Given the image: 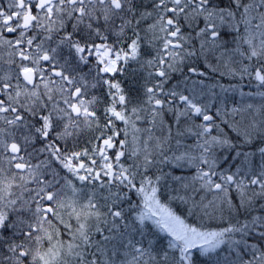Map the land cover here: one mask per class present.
Wrapping results in <instances>:
<instances>
[{"label": "snow or ice", "instance_id": "6c2138e0", "mask_svg": "<svg viewBox=\"0 0 264 264\" xmlns=\"http://www.w3.org/2000/svg\"><path fill=\"white\" fill-rule=\"evenodd\" d=\"M0 264H264V0H0Z\"/></svg>", "mask_w": 264, "mask_h": 264}, {"label": "trees", "instance_id": "16d2710c", "mask_svg": "<svg viewBox=\"0 0 264 264\" xmlns=\"http://www.w3.org/2000/svg\"><path fill=\"white\" fill-rule=\"evenodd\" d=\"M222 83L225 84V86H227L228 84V79H225L222 81ZM241 88L242 90L247 94V93H252L253 95L252 96H248V95H245L244 97H240L239 94L237 93L236 94V98L237 100H243L244 102L246 103H253L255 105H259L261 102H262V98L259 96V95H256V93L258 91H260L259 89H257L254 85L252 87H249L247 85V82L246 81H241ZM231 95V94H229ZM84 146H88L90 147V145H86L84 144L83 141H81V147H84ZM167 170V169H166ZM176 174H181L179 170H176ZM168 184L171 185V181L169 180L168 181ZM170 189H166L163 187L162 185V192L164 193V198L166 199L167 197V192L169 191ZM173 207L174 209L179 213V214H184V206L183 205H179V204H173ZM189 220L192 219V217H188ZM212 227H215V225L213 224ZM223 247V246H222ZM214 255V254H213ZM227 255L226 252H221V256H225Z\"/></svg>", "mask_w": 264, "mask_h": 264}]
</instances>
